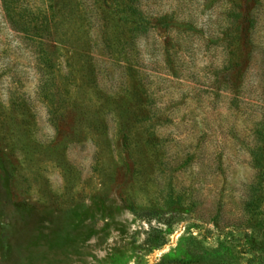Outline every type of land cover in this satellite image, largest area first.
I'll use <instances>...</instances> for the list:
<instances>
[{
  "label": "rangeland",
  "instance_id": "rangeland-1",
  "mask_svg": "<svg viewBox=\"0 0 264 264\" xmlns=\"http://www.w3.org/2000/svg\"><path fill=\"white\" fill-rule=\"evenodd\" d=\"M0 264H264V0H0Z\"/></svg>",
  "mask_w": 264,
  "mask_h": 264
}]
</instances>
